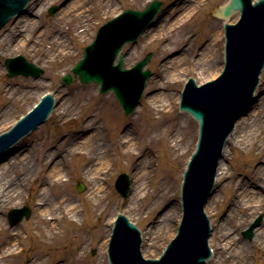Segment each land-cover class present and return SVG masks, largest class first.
Listing matches in <instances>:
<instances>
[{
	"label": "rangeland",
	"instance_id": "rangeland-1",
	"mask_svg": "<svg viewBox=\"0 0 264 264\" xmlns=\"http://www.w3.org/2000/svg\"><path fill=\"white\" fill-rule=\"evenodd\" d=\"M39 1L31 0L28 5L27 9L32 14L39 9ZM148 1L88 0L80 9L85 12L80 22L73 20L68 23L59 16L73 0H57L46 5L39 18L34 14L33 17L31 14L22 15L21 19L24 16L37 19L38 31L46 30L52 35L60 30L66 44L64 50L69 54L66 56L56 55L46 43L43 50L29 45L13 46L11 49L0 46V86L21 93L17 101L6 99L7 103L0 106V133L12 125L2 128L8 119L17 120L38 101V94L51 92L56 95V107L46 122L17 143L16 151H23L26 157L15 167L13 165L8 175L11 183L20 184V189L14 199L0 209V213L6 230L17 228L22 251L7 257L1 264H108L106 249L103 254L100 241L109 238L118 212H125L143 233L145 258H157L175 235L180 218L171 217L170 235H167L163 225L157 227L156 223L163 221L171 204L180 202L182 172L195 147L198 124L190 115L179 110V100L168 99L167 103L171 100L172 104L163 111L159 107L160 102L152 103L151 97L157 92L166 97L171 93L180 95L185 81L191 76L197 82V72H202L197 58L212 33L221 30L222 37L217 44L221 66L219 72L210 77L215 78L223 66V24L236 21L238 13L223 18L220 9L228 0H202L199 4L187 7L191 11L180 17L178 21L181 22L171 29L170 23L176 21V16L165 25L161 18L172 8L173 0H159L162 5L153 20V26L135 43H127L122 49L125 67L132 66L151 53L146 67L152 75L146 82L139 104L129 115L123 113L112 92L101 94L96 84H81L74 78L70 84L62 82V77L71 73L84 47L93 40L102 23L123 9H143ZM52 7H55V11L50 13ZM17 21L10 20L0 30V39ZM160 24H163L161 28ZM46 51H49L48 54ZM185 51L189 61L181 66L185 70L184 75L175 82L169 80L164 60L180 56ZM17 55L42 68L40 77H8L4 60ZM204 70L203 73L208 77L207 67ZM261 75H264V68ZM259 90L262 89H257L256 93ZM58 92L63 95L59 97ZM263 95H260L259 101ZM92 136L94 148L89 150L85 142ZM230 148L222 159L230 176L218 180L213 193V197L220 202L218 205L210 203L213 212H210V206L206 209L213 229L209 242L213 255L206 264H230L228 250L218 251L216 233L217 226L226 217L227 207L232 202L231 189L237 183L255 184L259 181V191L264 195V179L261 182L252 178L254 163L259 162L255 160L256 151H248L243 145L231 144ZM101 150H105L106 159L99 163L97 157ZM57 162H60L63 170L59 181L54 180L52 173V164ZM257 164L260 165V162ZM120 173L129 175L132 189L138 186V182L142 184V190L136 198L128 196L125 199L115 190L114 182ZM79 182L84 187L82 192L77 190ZM239 188L237 186V190ZM41 202L56 204L58 209L55 218L52 219L48 214L40 218ZM23 205L31 209V216L11 227L7 222L8 211ZM68 206H74V212H64ZM259 217L261 220L253 230L255 232L264 227L263 214L259 210L254 218L247 217L248 222L235 227L233 221H238L240 214H236L232 220L226 219L231 235H235L236 240L248 248V264H264V244L257 246L255 240L243 236V232ZM148 232L153 237V243L146 248ZM1 235L0 231V238ZM6 235L10 236L8 232Z\"/></svg>",
	"mask_w": 264,
	"mask_h": 264
},
{
	"label": "water",
	"instance_id": "water-1",
	"mask_svg": "<svg viewBox=\"0 0 264 264\" xmlns=\"http://www.w3.org/2000/svg\"><path fill=\"white\" fill-rule=\"evenodd\" d=\"M26 2L27 0H0V27L12 15L20 12ZM252 2L253 0H231L224 8L225 16L230 15L233 10H238L241 16L235 25H226V63L222 74L200 86L189 80L182 93L181 107L199 120L200 134L197 149L184 172L181 197L183 215L176 237L159 260L143 259L140 253L141 232L124 215L119 214L108 247L111 264H201L210 254L207 247L210 228L204 205L218 186L216 182L213 189L226 138L235 120L239 118V112L252 102V93L264 65V0ZM160 6L161 3L154 0L142 11H122L101 25L94 41L85 47L82 58L71 69L81 83L99 84L103 93L112 90L125 114L134 110L146 80L151 75L149 70H143L151 54H147L131 68H123V54L119 52L126 42H134L150 27ZM54 10L52 8L51 12ZM23 13L33 17L28 9ZM233 22L235 21L228 23ZM5 66L8 76L22 74L37 77L42 73L41 68L28 63L22 56L6 59ZM191 77L195 79L194 76ZM211 79L214 78L206 81ZM62 80L70 83L71 77L67 74ZM263 93L262 88L256 93L257 99L254 98L253 103H257ZM252 104L242 111V115H246ZM53 105V97L45 94L30 114L0 137V152L43 122ZM16 149L17 144L0 155V161L7 160ZM129 184L130 179L126 174H121L116 181V188L123 197L126 196ZM82 189L78 187L79 191ZM23 216H30L27 207L11 210L8 214L10 224L17 223ZM258 224L259 219L244 235L251 237L253 228Z\"/></svg>",
	"mask_w": 264,
	"mask_h": 264
},
{
	"label": "bare ground",
	"instance_id": "bare-ground-1",
	"mask_svg": "<svg viewBox=\"0 0 264 264\" xmlns=\"http://www.w3.org/2000/svg\"><path fill=\"white\" fill-rule=\"evenodd\" d=\"M57 0H40L38 4L39 9L37 11H34V15L38 16V18L43 13V9L46 5H49L50 3H54ZM150 1V0H149ZM148 1V2H149ZM202 0H173L171 2V7L166 11V14L162 19V22H164V25L170 21L173 16H176V21H171L170 27L171 29L174 27H177V25L181 22L178 21L180 17L182 18L184 15L186 16L191 10L187 7L199 4ZM88 0H73L72 3H69L64 10L60 12V19L64 20L66 19L68 23L72 22L73 20H79V22L83 18V14L85 13L84 10H80L81 7H83L87 3ZM147 3V2H146ZM88 7V6H87ZM86 8V7H85ZM22 16L17 17L18 21L14 23V25L8 29L7 33L3 35V37L0 39V46L4 49H11L13 46L19 47L23 45H29V47H35L39 50H43L44 44H48L49 48H51L56 55H69L67 51H65L66 44L62 40V32L59 30L57 32H54L52 35L48 34V31H38V25L39 22L35 18H29V17H23ZM163 24H160V28ZM153 26V25H152ZM151 26V27H152ZM150 29V28H149ZM158 30V27H157ZM222 37V31L217 30L208 38L207 44L204 47V49L201 51L199 57L197 58L198 63L202 66V72H197L196 80L197 82H202L206 78H210L211 76L217 74L219 72V68L221 65L220 63V51L217 48L218 42L221 40ZM3 49V50H4ZM47 52V51H46ZM45 52V53H46ZM49 52V51H48ZM47 52V54H48ZM187 52H183L180 56L177 57H171L166 58L164 62H166L167 67V78L171 81H176L177 79L181 78L184 74V68H181L185 63L189 61L188 57H186ZM218 58V59H217ZM168 59L170 61H168ZM169 66V67H168ZM207 67V76L203 73L204 68ZM218 71V72H217ZM38 77V76H37ZM33 77V78H37ZM199 80V81H198ZM263 88L264 90V75L260 76V83L258 84L257 89ZM16 94H13V93ZM45 92L40 93L37 95V98L39 99L40 96H42ZM19 94H21L19 91L7 90L5 87L0 86V106L4 103H7L6 99H9L10 101H17L19 99ZM54 98L56 95L52 93ZM57 95L61 97L63 94L62 92H58ZM153 95V94H152ZM151 95V96H152ZM175 98L176 101L179 100L180 96L179 94L171 93L170 95H164L161 92H157L151 97L152 103H159V107L165 111V107L168 105H171L172 102L169 100V104L167 103L168 99ZM37 99V100H38ZM6 100V101H5ZM56 107V106H55ZM62 107V106H61ZM60 107V108H61ZM65 110V108H64ZM63 113V112H62ZM240 118H237V123L232 130L229 139L224 145L223 148V155L219 159L218 166H217V173H216V181L220 179H226L230 175L228 173V167L224 166L222 159L224 156H226L227 150H231L230 146L231 144L238 145V146H245L248 148V151L254 149L255 152V160H258L260 162V165H258L256 162L254 163V174L252 175V178L254 181L261 180L263 182L264 179V95L263 98H260V101L258 100L257 103H253L251 109L246 113V115H240ZM14 123V119H8L3 125L2 128L6 129L9 127V125ZM2 129V130H3ZM127 138V137H126ZM232 142L231 144L229 143ZM87 146H89V150H92L94 148L93 143V136L87 139L85 142ZM23 151H16L14 154H10V157L7 160H3V162L0 163V209H3L6 207L8 203H10L14 197L19 193L20 184L18 183H11V180L9 179V172L11 168L15 167V165L20 162V160L23 159V157H26V154H22ZM263 153V155H262ZM105 150H101L99 153V156L97 157V160L99 163L105 162ZM23 155V156H21ZM262 155V156H261ZM261 158L259 159V157ZM262 163V164H261ZM60 162H57L56 164H52V173L55 176L54 180L59 181L62 176V168L60 166ZM23 178L26 179V176L23 175ZM251 178V179H252ZM254 185L253 188L250 187V185ZM260 182L257 181L255 184L249 183V184H239L237 183L233 190V199L231 204L227 207L225 218L224 220L217 226V233H216V239L219 244L218 251H227L228 258L230 260V264H248V248L245 244L240 243L236 240L235 235H231L230 229L227 228L226 225V219L232 220L233 217L236 218V214H240V218L238 221L234 222V227L236 225H241L245 222H248V218H254L256 215V211L259 210L263 214V220H264V195L259 191L261 189V186L259 185ZM237 186H239L240 190H237ZM142 184L138 182V186L134 187L132 189V186L129 187L125 199L129 196L130 198H136L139 194V192L142 190ZM214 193V191H213ZM213 193L210 194L208 197L206 203H205V211L207 212L208 206H210V212H213V205L210 203L213 202V204H219L220 200L218 198L213 197ZM44 194V193H43ZM43 194L41 201H43ZM129 198V199H130ZM216 205V206H217ZM180 202L173 203L167 208V213L164 215L163 221H158L156 223L157 227L158 225L166 228L167 235H170V228L171 225V217L173 219V216L176 218H180L181 211L179 210ZM58 207H56L55 203L48 204L41 202L40 207V218H45V215H50L51 218H55L56 212ZM75 207L74 206H68L65 208L64 212L71 213L74 212ZM208 213V212H207ZM250 214V215H249ZM248 217V218H247ZM170 220V221H169ZM251 220V219H250ZM248 224V223H247ZM4 218L2 217V214L0 213V231L2 232L1 238H0V264L3 260H5L7 257L18 254L22 251V248L20 247V241L18 238V230L16 229H5L4 228ZM14 227V226H13ZM156 228V227H155ZM154 228V229H155ZM212 228V227H211ZM256 229V228H255ZM212 230V229H211ZM9 233L10 236H7L6 233ZM168 232H170L168 234ZM141 235L143 233L141 232ZM211 235L209 236V241H211ZM112 236L109 238H105L103 241H100V245L103 251V254H105V249L109 245L111 241ZM251 240H255V245L257 246H263L264 244V227L262 229L255 230L253 232V235L249 238ZM143 241V237H142ZM147 247L149 248L153 243V237L151 236V233L148 232L147 237ZM143 243V242H142ZM210 245V244H209ZM211 247V246H210ZM140 251L142 253V256H145L143 246H141ZM213 254V253H212ZM225 256V255H223ZM205 261L203 264H206Z\"/></svg>",
	"mask_w": 264,
	"mask_h": 264
}]
</instances>
